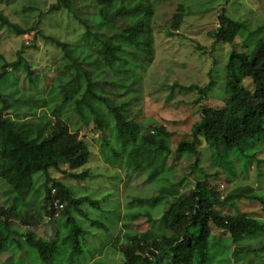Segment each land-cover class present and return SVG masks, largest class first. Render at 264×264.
Returning <instances> with one entry per match:
<instances>
[{"label": "trees", "instance_id": "1", "mask_svg": "<svg viewBox=\"0 0 264 264\" xmlns=\"http://www.w3.org/2000/svg\"><path fill=\"white\" fill-rule=\"evenodd\" d=\"M84 5L92 18L80 14ZM179 9L184 11L183 6ZM51 11L65 13L77 21L81 33L80 40L74 44L45 37L62 55L55 64L56 76L46 95L37 94L35 98L24 95L18 89L20 76L8 72L13 66L33 81L35 73L22 57L24 50L12 65L0 55V82L14 76H11L12 88L0 90V185L7 187L0 193L5 201L0 203V254L11 253L16 264L19 261L80 264L85 256L89 232L78 217L88 222V210L84 206L88 203L97 208L100 203L88 196L76 197L71 185L52 177L53 172L80 182L91 177L87 170L77 173L86 167L91 152L80 140L79 132L71 131L68 123L61 120V114L69 111L81 119L83 126L90 128L93 123L92 131L101 133V151L109 164L122 168L129 177L145 176L146 183L159 191L150 197H134L129 203L130 208L139 209L131 219L135 223L146 219L145 228L124 234L126 242L119 248L121 237L118 235L113 240L111 247L121 256L119 264H252L254 260L264 264V220L240 212L224 213L227 206L235 207V202L243 199L258 201L264 212V197L238 193L222 198L210 180L220 172L201 168L198 150L200 141L216 148L223 146L228 155L244 157L246 163L254 160L258 176H264L260 169L264 161L249 153L258 145L264 146V41L258 40L245 52L238 51L237 40L246 24L233 20L223 10L219 27L212 36L216 43L235 47L225 66V94L229 101L224 109L202 108L201 120L191 136L182 137L172 147L175 134L167 127L151 125L145 132L140 123L128 117L126 106L130 102L117 103L113 99L138 97L141 78L132 71L131 56L132 53L154 56L152 1L57 0ZM182 21L183 15L178 14L175 30ZM0 26L18 36L39 33L36 25L27 29L13 24L2 12ZM77 59L87 63L77 65ZM244 80L252 83V93L245 89ZM181 89L197 90L200 97L197 103L206 96L204 89L195 86ZM41 109L51 116L44 113L46 117L41 119ZM107 116L114 122L112 128L108 126ZM172 156L196 159L190 167L196 183L187 195L171 190L190 181L186 177L176 182V164L169 163ZM63 166L68 169L63 170ZM42 191L45 194L42 202H28ZM161 209V219L155 220L153 217ZM36 210L55 224V239H45L34 232L33 228L40 225ZM98 224L101 223H91L94 227ZM152 224L159 229L148 228ZM103 226L100 227L109 233ZM62 232L66 233L64 237ZM62 244L70 249L65 262L58 259Z\"/></svg>", "mask_w": 264, "mask_h": 264}, {"label": "rangeland", "instance_id": "2", "mask_svg": "<svg viewBox=\"0 0 264 264\" xmlns=\"http://www.w3.org/2000/svg\"><path fill=\"white\" fill-rule=\"evenodd\" d=\"M155 13L153 15L152 27L154 34L155 52L153 57L132 53L131 68L134 75L141 78L137 85V98L131 100L128 97L113 98L117 103L126 100L130 102L126 106L128 117L143 126V130L149 131L151 125H164L169 131L175 134L172 147L176 146L182 137L191 136L192 129L200 122V110L202 108L224 109L229 98L225 94V66L228 64L233 46L216 43L212 34L219 27V16L225 11L230 18L235 21H242L246 28L241 32L237 40L236 49L247 51L253 47L258 40L264 41V0H151ZM57 0H0V12L13 24H18L24 28H31L36 25L39 33L34 31L30 34L18 36L10 32L7 27L0 26V55L5 58L6 63L16 64L19 52L23 51L22 57L31 66L35 73L30 81L27 74L15 70L12 66L8 68L15 76H20L18 89L26 96L37 94L46 95L47 89L52 85L56 76L54 72L55 64L61 60V50L53 43L47 41L45 37L53 36L69 44L77 43L80 40L81 27L77 21L70 18L65 13L51 11V7ZM183 6L184 11H180ZM80 14L92 15L88 13L87 5L81 6ZM58 13V14H57ZM178 14L183 15V21L178 30L174 29V22ZM90 17L92 18V16ZM169 33L174 34L170 36ZM28 47V48H26ZM249 47V48H248ZM131 55V54H130ZM129 55V56H130ZM77 59L75 64H86ZM2 61L0 60V71ZM12 76V75H11ZM7 76L0 82V90L8 91L12 88L14 76ZM204 89L206 96L200 103L199 92L197 90L185 91L181 88ZM244 87L252 93L254 88L249 80H244ZM8 94L7 91L4 92ZM132 102V103H131ZM27 104H29L27 102ZM26 104V106H27ZM21 109V107H16ZM102 109L106 112L105 107ZM229 109V108H227ZM50 115L45 109H41L39 116ZM61 120L67 122L71 131H77L80 140H83L91 152L88 164L77 173L89 171L91 177L80 182L71 177L53 172L54 180L65 185H71V189L76 197L88 196L100 203V207H92L86 204L89 221L80 218L81 224L88 230L86 239L85 256L81 258L80 264H119L120 253L115 252L111 247L113 240L119 235L121 237V247L126 241L124 234L137 232L143 226V221L139 219L136 223L131 219L133 213L139 211L138 207L130 208L129 203L134 197H150L158 194V190L146 183L145 176L133 177L127 175L123 169L114 168L109 164L102 154V135L92 131V127L83 126L81 119L69 111L61 114ZM107 123L110 128L114 122L107 116ZM108 133L110 131H107ZM207 146H209L207 148ZM175 148V147H174ZM198 150L199 164L201 168L209 172H220L218 177L211 178L216 192L227 198V196L243 194H259L264 197V176H258L256 162L251 160L246 163L245 158L236 154L228 155L223 146L216 148L209 143L204 145L200 141ZM256 154L257 159L264 161V146L258 145L249 152ZM196 162L193 158L175 159L171 157L170 165L176 164V182L189 177L184 186L173 187L172 192L187 195L194 187L196 179L191 172V165ZM174 166V165H173ZM63 166V170H67ZM260 169L264 171V163ZM40 175L36 178V186H39ZM0 193H4L1 187ZM0 194V203H4L3 195ZM234 195V196H235ZM233 196V197H234ZM7 197V196H6ZM45 194L35 196L28 202L30 204L43 201ZM231 201V200H230ZM234 202L235 199H232ZM235 207L227 206L224 213L237 214L245 213L253 218L264 220L262 205L258 201L240 200L235 202ZM163 209L155 214V220L161 219ZM40 219V225L33 228L34 232L42 238L55 239L56 226L48 220L40 210L35 212ZM77 215V213H76ZM78 216V215H77ZM101 223L95 227L92 224ZM104 225V226H103ZM103 226L109 229V233L104 232ZM158 227V226H157ZM151 230L159 229L152 224L148 227ZM215 234H219L215 231ZM66 235L62 232V237ZM70 249L61 245V255L58 259L65 262ZM264 255V253H262ZM21 261L17 262L20 264ZM23 262H21L22 264ZM0 264H16L11 253L0 254ZM252 264H258L257 260Z\"/></svg>", "mask_w": 264, "mask_h": 264}]
</instances>
